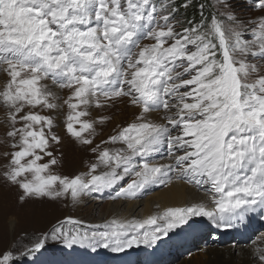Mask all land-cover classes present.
Segmentation results:
<instances>
[{
  "label": "snow or ice",
  "instance_id": "obj_1",
  "mask_svg": "<svg viewBox=\"0 0 264 264\" xmlns=\"http://www.w3.org/2000/svg\"><path fill=\"white\" fill-rule=\"evenodd\" d=\"M244 3L262 15L241 19L232 0H201L200 20L183 26L177 14L191 0H0V107L9 138L0 158L4 178L22 190L20 203H76L117 185L113 199H134L171 183L174 170L208 196L143 220H113L105 231L82 230L68 218L22 255L47 240L122 253L151 247L193 218L228 230L258 210L264 217V0ZM124 99L138 109L132 122L92 146L97 125L113 120ZM65 106L66 133L96 154L89 171L74 177L52 171L61 162L51 150L61 143L60 125L41 114ZM93 109L109 114L85 119ZM164 148L174 165L148 159ZM100 167L109 171L97 174ZM125 177L133 178L121 183ZM16 259L8 250L0 264ZM251 260L264 264V246Z\"/></svg>",
  "mask_w": 264,
  "mask_h": 264
},
{
  "label": "bare ground",
  "instance_id": "obj_2",
  "mask_svg": "<svg viewBox=\"0 0 264 264\" xmlns=\"http://www.w3.org/2000/svg\"><path fill=\"white\" fill-rule=\"evenodd\" d=\"M137 111L138 109L133 108L130 110V113L135 114ZM155 119L158 122H163L159 120V116H156ZM163 150H167V148H164ZM162 151L150 156L148 159L161 165H174V157H170V160L167 159L164 162L158 161ZM0 152L3 151L0 149ZM93 154L94 153L92 152H84L80 153V156L76 157L73 154V157L69 155L67 158L66 155L56 156L61 161L58 166L64 170L74 160L76 161V164L80 162V157H83L84 159L86 157L85 160H87V163L88 159L89 162H96V154H94L95 156H92ZM182 154V152L176 153V155ZM137 159L138 157L136 160ZM4 163L5 161L3 158H0V169H2L0 170V172H2L0 175V200L2 202H8L11 196L18 193L16 190L18 187H14L9 184L4 178V172L6 171ZM170 176L171 183L167 185H152L137 198L120 201L116 203L115 206L111 205L108 211L106 207L99 209L100 213L103 214V219L101 221L99 220L100 223L95 225L99 228H103L105 231L106 229L104 226L110 224L113 220L124 222L129 220H143L150 215L161 213L168 207H185L190 206L193 203H203L208 200V196L204 191L199 190L192 184L180 179L177 171L174 170L170 173ZM118 187L119 185L113 187L112 189H117ZM112 189H105L104 192L112 191ZM13 190H15V193ZM146 194L147 197L143 199ZM14 200L12 202V209H16L17 212H23L24 208H22V203H20L19 198L16 197ZM41 202L44 204H40ZM56 202L58 204L63 203L61 200L50 201L47 199L42 201H33L32 213L35 215L40 214L42 211L47 212L50 207L56 204ZM46 204H49V208H44V205ZM41 207H43L44 210ZM92 209L93 207H85L84 209H81V211L84 210L87 214H90ZM69 215H71V213ZM248 219L249 222H253L254 220L256 222H260L259 225H261L264 221V217H261L259 210L254 214H250ZM10 222H16V218L12 217ZM241 226V224H237L235 227L225 230L224 228L216 227L215 224L208 221L206 218L197 217L190 219L188 224L173 230L167 237H162L151 247L141 245L140 247H133L132 249H128L122 253L112 252L110 249L96 248L93 250L90 247H82L81 253L80 251H77V254H79V261L74 264H253L251 260V253L255 247L264 246V236L261 235L264 234V229L260 231V236L258 235L260 240H257L254 243V240L251 241V237L255 236L254 232H251V236L249 237L247 236L239 239L237 232H241V230L244 232V229H246V227L241 228ZM212 230L216 231L217 235L209 240H206L204 244L199 245V250H193V244L195 241L205 238L208 232ZM1 237L2 236L0 235V242ZM239 240L242 243L239 246L235 245V242H238ZM227 243L230 245H225ZM1 250L2 247L0 246V251ZM186 250L191 251L188 254L189 257L185 259L184 257L180 258V252Z\"/></svg>",
  "mask_w": 264,
  "mask_h": 264
},
{
  "label": "rangeland",
  "instance_id": "obj_3",
  "mask_svg": "<svg viewBox=\"0 0 264 264\" xmlns=\"http://www.w3.org/2000/svg\"><path fill=\"white\" fill-rule=\"evenodd\" d=\"M232 3H233L234 11L239 14L241 19H247L249 17L254 18V17H258L262 15V13L258 11H253L250 7V4L244 3V0H232ZM148 42L149 41H145V43H148ZM261 73L264 74V69H261ZM3 81H4V76L0 75V84H2ZM50 87L52 91L56 92L59 95H62L64 98H67V96L70 94V90H67V89L60 90L54 85H50ZM131 109L133 108L128 104L126 99H124L123 102L120 103L117 108L112 109L111 113L114 114V119L103 126L97 125L96 135H95L94 143L92 146H95L96 144H100L103 140H106L109 136L116 134L120 127H126L128 123L132 122L135 114L130 113ZM67 112H68V109L65 106L62 112H60L59 114L48 113L46 110L41 113L44 115H49V114L54 115V117L57 118V123L60 125L59 127L55 128L54 131H56V133L61 137V143L59 145H54L51 150L54 152L55 156L56 155H60V156L66 155V158L69 155L73 157V154L77 157V156H80V153L91 152L90 147L92 146H83L79 144L77 141H75L74 139H72L66 133L63 127V120L66 117ZM103 114H109V113L102 112L99 109H93L92 115L90 117H85V119L99 118V116ZM7 130H8V125H7L6 111L3 107H0V149L1 151L7 150L6 143L9 139L6 136ZM102 147H110L114 149V148H119L123 146L122 145H102ZM92 156H95V155L93 154ZM169 158L170 156L168 155L167 150H163L161 155L159 156L158 161L164 162ZM47 159L48 158L46 157L45 161H41V163L46 162ZM85 159L83 157H80V162H78L77 164H76V161L74 160L64 170L61 169L57 165L52 169V171L55 172L56 174L67 175L70 177L85 174L89 171V166L92 163H95V161L89 162V159L87 163V160ZM137 161L141 164L143 163V161L140 160V158H138ZM107 170L109 171V169ZM107 170L104 167H100L97 174L106 172ZM1 173L2 172H0V175ZM30 178L31 176L29 175V179ZM132 178L133 177H125L122 183L130 182ZM14 187H17V186H14ZM18 189L19 188L16 189L18 193H16L14 196H11L8 202H2L0 200V235L2 236L1 242H0V246L2 247V250L0 251V255H2L5 251L11 250L14 256L17 257V259L14 261V264H65V263L70 264V263H73L72 261H70V259L73 260L78 250L82 252V246L74 245L72 247H68L62 244L60 241L47 240L45 242V247L41 249L40 251L31 253L28 256H24L22 255V253L27 252L29 248L34 247V245L38 243L41 238L46 236L53 229L54 226L59 225L61 222L66 221L68 218L80 221L81 222L80 226L82 230L89 231V232L98 231V230L104 231L103 228H99L97 227V225H95V224L100 223V221L103 219L102 218L103 214L100 213L99 209L106 207L108 211L111 205L115 206L116 203L125 200L122 198H117V199L112 198L115 195V192L117 191V189L115 188V189H112V191H106V192L103 191L101 193H92L89 195L82 196L80 201L76 203H74L70 199V197L67 199L60 198L57 201L59 200L63 201L62 204H58L56 202V204L50 208H49V204H46L44 205V208H49L47 212L42 211L40 214L34 215L32 213V203L33 201H39V200L29 199L25 201L24 203H22V208H24L23 212H17L16 209H12L13 200L16 199V197L19 198V196L23 194L22 190L19 189L20 190L19 191ZM13 192L15 193V190H13ZM146 197H147V194L144 196L143 199H145ZM128 200H131V199H128ZM40 204H44V203L41 202ZM85 207H93L90 214H87L84 210L81 211V209H84ZM70 213L71 215H69ZM12 217L16 218V222L14 223L10 222ZM259 233L260 232H258V234H255V236L251 239V241L260 240ZM212 235L214 236V232L210 231L205 236V238L198 239V240L196 239L197 241H195V243L193 244V250L195 251L199 250L198 246L201 244H204L206 240L211 239L213 237ZM241 243L242 242L239 240L238 242H235V245L239 246ZM228 244L229 243L225 245H228ZM190 252L191 251H187V250L181 251L180 252L181 255L179 256H181L180 258L184 257L185 259L189 257L188 254Z\"/></svg>",
  "mask_w": 264,
  "mask_h": 264
},
{
  "label": "trees",
  "instance_id": "obj_4",
  "mask_svg": "<svg viewBox=\"0 0 264 264\" xmlns=\"http://www.w3.org/2000/svg\"><path fill=\"white\" fill-rule=\"evenodd\" d=\"M201 2V0H191V6L188 9L180 8L179 13L177 14L181 20H183L184 26H188L186 21L188 19H193L194 21L200 20L199 10L197 4ZM184 0H176V4H183ZM205 15H208V9L205 10Z\"/></svg>",
  "mask_w": 264,
  "mask_h": 264
}]
</instances>
